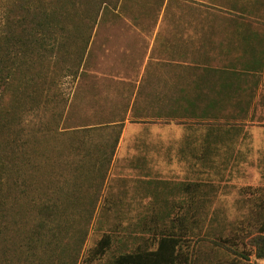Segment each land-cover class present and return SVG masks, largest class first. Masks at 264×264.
Here are the masks:
<instances>
[{"label":"rangeland","instance_id":"374dc122","mask_svg":"<svg viewBox=\"0 0 264 264\" xmlns=\"http://www.w3.org/2000/svg\"><path fill=\"white\" fill-rule=\"evenodd\" d=\"M245 1L168 0L163 11L164 0H118L115 6L110 4L108 9L101 13L93 29L79 75L87 73L98 77L114 73V47L113 44H105V40L114 37V29H140L149 32L157 29L158 38L160 34L168 32L171 40L168 50L169 88L171 94H175L178 85L175 82L177 73L183 72L186 81L196 77L195 60L203 53L201 48L198 49L196 42L202 32L201 20L209 17L212 21L213 14L231 16L228 12L235 10L230 5H240ZM257 1L264 5V0ZM182 32L184 40L181 39ZM178 33L180 41L177 44L175 39ZM179 61L183 63L178 64ZM141 66L144 68L143 63ZM210 66L219 67V64L211 62ZM164 69L166 70V67ZM58 84L57 90L61 92L60 96L64 97L65 103L46 104L39 107L37 112L28 115L22 134L26 135L30 142L31 127H37L35 124L39 121V116L41 119L49 117L51 109L45 111V108L55 107L56 112H62L64 121L59 125L60 129H76L78 124L82 123L79 116L69 120L68 116L66 117V114L73 113L67 106L76 86L75 77L62 78ZM108 84L112 90L113 87H118L112 83ZM132 86H129V90H132ZM111 95L106 103L113 101L112 107L102 109L105 115L100 119L110 117L106 114L116 111L114 106L120 105L118 97L112 100ZM74 112L82 114V109L76 108ZM92 121L91 118L87 120L88 124ZM183 121L154 125L145 132L146 138H152L153 141L151 167L144 169L146 175L135 172L136 165H141L142 161L139 162L137 158L138 150L132 147V138L141 133L137 132L139 129L131 127L125 136L126 142L120 147L115 159L113 155L105 179L101 183L98 180L101 186L98 198L85 192L87 187H93L97 178L92 158L83 157L85 152L82 148L94 149L97 145H109L110 138L118 132L117 129L113 131L109 126L102 125L100 132L92 131V134L86 135L85 140L75 139L72 142L66 139L64 131L56 133L57 138L52 139L50 146L48 145L49 153L51 152V172L46 175L50 183L46 191L54 193L50 202L53 201L57 205L54 211L56 217L66 218L65 225L58 220L66 228V237H59L56 252L51 253V256L38 254L32 261L27 259L23 237L30 227L36 226L43 219V216L32 202L26 201L24 197L21 200L17 193L12 194L8 198H14L7 199L3 205L0 204V264H62L59 252L68 245V240H72L69 235L74 225L87 230L81 258L76 264H105L121 252L134 250L148 237L150 243L151 234L143 223H147L156 214L162 216L161 223L170 224L171 219L184 212L187 195L182 191V184L185 182H203L210 186L207 189L205 208L209 212L208 218L213 217V235L221 233L223 237H238L240 241L248 242L257 234L256 224L264 206V68L260 72V82L248 117L236 120L234 126L213 124V131L210 132L213 141L209 146L204 142L206 133H209L208 125L190 118ZM195 121L200 124L194 123ZM186 141L195 143L193 145ZM74 146L79 149H71ZM206 147L211 150L215 147V150H212L213 153L208 151L204 154ZM147 151L149 156V145ZM206 155L202 160V156ZM41 174H44V170L35 173L39 179ZM89 182L92 184L89 185ZM95 199L97 202L94 206L92 201ZM92 207L95 208L89 217ZM209 224L207 221L205 230L199 232L201 238L194 239L192 243L196 241L194 244L209 245L205 254L208 258L213 257V261L218 253L221 255V262L225 261V258L228 259L226 264H231V259H236L234 263L237 261L238 264H247L239 254L234 256L233 248L213 245L212 255V243L203 238ZM104 233L113 236L111 248L102 258L85 262L83 257ZM248 263L264 264V258L257 259L252 255Z\"/></svg>","mask_w":264,"mask_h":264},{"label":"trees","instance_id":"16d2710c","mask_svg":"<svg viewBox=\"0 0 264 264\" xmlns=\"http://www.w3.org/2000/svg\"><path fill=\"white\" fill-rule=\"evenodd\" d=\"M117 2L0 0V204H5L7 199L14 198H8L10 195L17 193L21 200L24 197L26 201L32 202L43 216L23 237L26 256L31 261L38 254L51 256V253L56 252L61 236L66 237V228L60 223L65 225L66 218L56 217L54 211L57 205L50 202L54 193L46 191L50 184L46 175L51 172L50 142L63 131L71 142L75 139L85 140L87 134L100 132L102 126L79 125L72 130L68 127L60 129L62 112L49 107L44 109H51L47 120L39 116L35 124L37 127H31V142L22 131L28 115L37 112L39 107L65 103L61 92L57 90L58 83L62 78L79 75L101 13L108 9V5L115 6ZM230 6L237 11L228 12L231 16L213 14L212 21L209 17L201 20L202 32L196 42L203 53L195 60V68L200 72L197 81L187 84L186 89V92L213 95L211 99L198 100L205 105L198 107L201 112L194 108L191 99L184 100L185 104L180 108L181 116L193 118L196 116L193 114L199 112L197 116L200 122H208L210 126H234L236 120L248 117L260 82V72L264 68V5L257 0H246L240 5ZM212 60L219 67L211 68ZM211 70L217 74L213 76V83L208 77ZM119 135L120 131L116 132L110 138L109 145L82 148L85 152L83 157L92 158V166L96 171V182L85 191L90 196L96 195L98 198L100 195L98 180L101 183L108 173ZM205 137L210 138V133H206ZM71 149L79 148L74 146ZM212 150L214 152L215 147ZM212 150L206 147L203 152L213 153ZM206 157L202 156V160ZM41 170H44V174L39 179L35 173ZM209 187L203 182L182 184V191L187 195L184 212L171 219L170 224L161 223L162 216L156 214L143 223L151 234L150 243L148 237L134 250L121 252L105 264H226L228 259L221 262L218 253L215 261L213 257L206 256L205 249L209 245L194 244L196 241L192 243L194 239L201 238L199 232L205 230L207 221L210 224L203 238L212 243V255L215 245L233 248L234 256L239 254L247 264L252 255L257 259L264 258V206L256 224L257 234L248 242L240 241L238 237H223L221 233L213 235V217L208 218L209 212L205 208ZM96 202L97 199L92 204L95 206ZM94 208L90 210L89 217ZM86 231V228L80 229L74 225L69 235L72 240H68V245L59 252L62 264H76L81 258ZM112 242L113 236L104 233L87 251L83 260L94 262L102 258L111 248ZM235 260L231 259V264H238L237 261L234 263Z\"/></svg>","mask_w":264,"mask_h":264},{"label":"crops","instance_id":"0c3cea01","mask_svg":"<svg viewBox=\"0 0 264 264\" xmlns=\"http://www.w3.org/2000/svg\"><path fill=\"white\" fill-rule=\"evenodd\" d=\"M212 2V0H210ZM162 10L164 11L168 0H164ZM114 37L105 40L106 45L113 44L114 58V73L112 75L104 74V76H90L87 73L75 77V89L70 96V104L67 108H71L73 113L66 114L68 120L70 118H79L82 120L81 125H107L108 128L115 127L120 131L119 139L116 144L114 159L117 157L120 147L126 142V133L132 127L139 129V133L132 138L133 149H137V158L141 165H136L135 172L146 175V170L151 167L152 155V138H146L148 129L154 125H169L170 122H184L188 117L181 116L180 113L185 104L184 100L191 99L194 108L204 107L203 103L198 100L211 99V93H196L189 94L186 92V84L197 81V75L200 71L196 69L192 79L186 81L184 73L175 75V82L178 83L177 91L174 94L170 92V74H169V59L168 50L171 46L169 33L160 34L158 38L157 29L154 32L143 31L140 29H114ZM196 30H194V34ZM181 39L184 40V33H181ZM197 35V33H196ZM180 41V33L176 34L175 41ZM166 55V57H164ZM213 62V60H212ZM143 63L144 68L140 67ZM183 62H178V64ZM166 67V70L164 69ZM213 68V67H211ZM128 72V74H126ZM194 74V73H193ZM217 75L211 70L208 74L210 82L213 83V76ZM184 79V80H183ZM108 83L117 85L118 87L107 86ZM77 84L80 86L78 87ZM132 90H129V86ZM78 87V89H77ZM181 87V88H180ZM112 100L118 97L120 105L114 106V110L106 115L110 116L104 119L102 109L112 107V102L106 103L109 100V95ZM213 95V94H212ZM82 109V114L75 113V109ZM199 111V108L197 109ZM201 112V111H199ZM198 112V113H199ZM192 120L201 121L197 115ZM93 117V118H92ZM88 118L93 121L88 124ZM196 124H200L198 122ZM203 121V120H202ZM211 120H209V123ZM202 123V122H201ZM195 124V125H196ZM207 126V131H213V126L208 122L204 123ZM194 125V124H193ZM148 137V136H147ZM213 141V138H205L204 142L208 144ZM187 142V141H186ZM194 145V141H188ZM149 145L150 155L148 156L147 147ZM196 145V144H195ZM198 145V144H197ZM199 146V145H198ZM149 157V158H148ZM146 168V170H144ZM143 171V172H142Z\"/></svg>","mask_w":264,"mask_h":264}]
</instances>
